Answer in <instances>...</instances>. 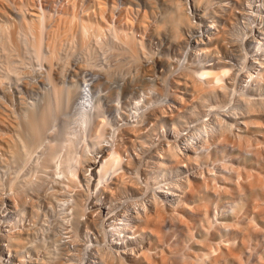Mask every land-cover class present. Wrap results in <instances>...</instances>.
I'll list each match as a JSON object with an SVG mask.
<instances>
[{
	"label": "rangeland",
	"instance_id": "1",
	"mask_svg": "<svg viewBox=\"0 0 264 264\" xmlns=\"http://www.w3.org/2000/svg\"><path fill=\"white\" fill-rule=\"evenodd\" d=\"M166 1L167 0H0V77L5 72L9 71L11 73V75H10L11 77L9 79L7 78V80H6V78H5L2 80L3 82L0 81V157H1V159H0V176L2 175L0 177V179H3V180H0V188H1L0 193L1 194H7L10 192L7 189V187L10 184L11 177H12L13 178L12 181L15 179V181H14L15 186H17V188L20 187V188H18V190H21L26 195V197H24V198L27 201V202L25 201L26 202L25 205H27V206H25L26 211L23 212V215L21 213L22 217L20 214H18L19 212H17L19 208H17V210L11 209V211H9L8 213H5L6 215L4 217L3 216H2V218L0 217V221H1L0 225L4 224L5 226L2 225V227L3 228L6 227L3 229L0 226V230H6V229L12 230V229H14V230H12L14 232L19 227L21 229L28 228L27 232L30 233V235L25 234V235H27V238L29 237V239H27V240L28 241L30 240L29 242H31V243L36 242L37 244L38 243L41 245L43 244L42 246H44L43 249L41 250L42 251L41 253H37V254H32L31 252L29 254L26 253V257L24 258V260L28 259L29 257H37L38 259H41V258H44L43 256L45 255V257L50 256V258L53 256L51 259L49 258V260L56 261V259H58V256H60L61 254H60V250L58 251L59 248L54 249L56 245L53 246V244H54L53 240H54V242L56 241L57 243H59L60 247L62 248L63 247L62 246V244H63L62 240L65 236H68V234H66L68 232V230L72 231L73 229H75L77 238L79 240H82L83 243H86L89 240L88 243H90V241H91V243L96 244V243H100V239H102V236L100 237V235H98L99 233L93 234V235H95V237L99 236L96 238L91 234L87 235L88 238H87V236L85 237L83 235V233H82V229L84 228V226H82V224L84 222V221H82L83 217H81V222L79 224L80 226H77L76 228L73 227L75 225H73V223H72V220H73L72 216L70 215L68 209H66V207H68V206L66 205L65 201H63V199H59V200L55 199L56 202L51 201V202H48V204H47L46 200L41 199V195H40L41 191L40 190H42V187H45L43 189H46L47 187H48V189H50L51 186H53L52 185L53 180L51 179L52 177L50 174L45 175L46 173L43 174L44 172L41 173V171L38 170V169H40V168H38L39 167L38 164L40 165L41 158H42L41 153H39V151L38 152H30V154H27V155H26V153L25 154L23 153L24 155L20 154L18 156L14 155V154H8V153H5V151H2L5 148L4 142H6V140H7L4 137H6V136L9 137V135H10V137H9L10 140H13L11 138V135H12V137H14V135L16 133L14 130L15 128H13V127L17 126L15 121L16 120H19V121L23 120L22 118H20V115L22 116L25 113H27L29 110L30 111L35 110V109L39 108L38 107L39 105L40 106L43 105L42 104L43 100H45L44 96L46 95L47 88L49 86L48 81L52 78V79H54V81L53 80H51V81L57 82L56 85L58 87L59 86L61 87V85H62V87L64 88V86H63L64 84H65V86L77 84L78 89H79V87L81 89L83 88L82 90L84 92L89 91V93L91 95H94L97 92V95H99V96H98V98L96 97L97 98L96 101H98L97 105L99 107V111L97 112L98 114L95 113L94 116H98V115L101 116L102 115L101 117L99 116V120L103 121V123L101 122L100 125L101 124L104 125L103 130H102V131H104L103 132L104 136L110 135V134H112V132L115 133V136H117L118 131L114 132L115 131L114 128H116L115 126L117 123L118 124L121 123V121L118 122L115 120H121L122 115L119 117V119L116 118L114 120L115 123L113 122V120H111L112 117L116 116V114H114V112H113V115L110 114V113H112L111 111H114V109H115V107H113V106L118 105L116 107H120L121 112H125V113L128 112L127 115L129 114L130 117H128L129 120H127V123L131 122L130 124H133V125H137L136 124L137 117H134L135 115H133V114L130 115V112L133 113L135 111H139V112L141 111V114L139 113V116L142 115L140 117L141 121H142V123L145 122L144 125H141L142 123L140 124L141 126L145 127V129H143V132L146 135L144 137L145 138V140H144L145 147L143 149L138 148V150H141V152H140L141 156L140 157H142V158L139 159V158L133 156V157H135L134 158L135 159L134 165L136 166L135 168H138L139 171L137 169H134L131 173V176L137 177V178L135 177L136 179L133 177V179H135L136 181L137 180L139 181L137 183H138V185L140 183V186L143 189V191H142L143 193H141L142 196H144V193H145V197H146V195H152L151 191H152V189H154V187H157L159 185L161 186L162 184L166 185V183L173 182L177 178H178L177 180L180 179L183 182L185 180L187 181L188 179L189 180L191 179V181L193 182L194 179L197 177H198L197 179H199L200 182H201V179L203 181L202 177H204L206 179V180H204L205 185L200 187V191L198 193L199 198L197 197L198 202L194 201V200H197V198H196L194 200L193 199L189 200V203H191V205H192V200H193L194 203H196V205H198L200 207L202 206L203 208L202 207L201 208H202L203 213H204V211L206 212V215H205L206 218L205 217L204 218L207 221L205 219H202L203 221L198 220L199 221V223H198V221H196V220L193 221L191 219H188V217L183 214V211L182 212L179 211L180 207L183 206V204H180V202L181 203L185 202L183 200V198H182V200H183V202H182L180 197H178V198H180L179 199L180 201H179L177 197H172L175 195L167 196V198H166L167 201L165 202V200H164L165 204H163L164 205L163 210H164V216H165V218L163 219V223L165 222L164 223L165 226H163L164 227L163 231H164V233L165 232L166 233H165V235H163L162 239H160L161 241L158 242L159 240L152 239V238H154L153 236H151V235L148 236L146 234H143V238H140L142 236L132 238L131 240H128V242L125 243V245H124V247H126L125 249L131 250V252L136 253V255L138 257L136 259V261L138 260V263L141 262L142 264H148L151 261H154V263L156 264L158 261V258L161 261L162 256L165 255V257H163V259H165V262L167 261L166 264L167 263L168 264H172V263L173 264L174 263L175 264H177V263L188 264V261L190 259L194 258V256H197V258H198V255H200L202 253L209 252V251L211 252L213 250L214 251L212 252V255L214 256L218 252H221V251L225 252L226 251L225 245L227 246V249H229V247H228L229 244L230 245L232 244L233 246L236 245L235 247H239V245H237V244H240L239 242L243 240L244 241L243 242L244 243V245H243L244 251H242V253H238L241 256V257L239 256V259L241 260L240 264H264V244H263L264 243V237H262L264 234V223L261 222V220H260L262 217H260V216L257 217L256 213H254V210H252V207H253V209L255 208L254 207L255 204H253V203H255L259 199H257L256 201L254 200L253 202L251 200H249L251 202H247L248 200L242 199V198L241 199L238 198L239 200H237V198L234 196L235 194H233V196H231L232 194H228V193L224 194L223 190L219 189V187L224 186L221 184L222 177H224V178L231 177L233 175L232 173L234 172L233 169L235 167H236L235 168L236 170L238 169V167H239V169L241 167L245 168V165H247L248 162H250V160H251L250 155H252V153L250 152L251 149H249V148L254 146V145H252L249 147L248 145L250 143L251 144L256 143L260 147V149L264 150L262 148V146L264 147V144H262V143H264V127H263L264 126V115L262 114V111H261L262 109L260 108V106H258L256 104L253 106L254 107L257 106L256 108L260 109L258 111L256 108H252L251 110H248L246 108V106H244V105H246V103L248 105L249 102H252V101H253L252 103L256 102L257 101L256 98H258V97L262 96V98H264V87H263L264 84L262 85V87L260 86L259 89H257L255 87L257 89V90H255L256 92L253 91L254 89H252L253 88L252 85H251L252 86L251 89L246 86V83H247L246 80L247 79L241 83L242 87H240L241 88L240 90L238 89L239 85L237 86V81H238V84H240L239 83L240 78L238 79L239 72H241V70L243 71L244 70L243 67H245L244 65H242L246 62L245 57L246 56L248 57V55L250 56L253 54V53H250V52H252V50H251L252 46L249 47L248 45H244L245 44L244 43L241 47H239L240 46L239 45L240 42H239L238 47H237V45L230 46L231 50H229L227 55L225 54L226 57L223 58V59H225L227 64H229V66L233 65L229 69H235L233 71L235 72V75H236V78L234 77V83L235 82L236 83L235 84L234 83L233 84L228 83L229 89L230 90L232 89V93H235V94L239 93V91H240L241 93L239 95H241V97L243 98V99L242 98L239 99L241 101V104L239 103L241 106L240 105L238 106V104H237V106L240 107V110H238V108H237V110H238V112L239 111L241 112V114L239 112L238 115L239 116L241 115V116L240 117L238 116L237 118H234V119H232V118L230 119L229 117H227L225 115L223 116V114L227 113V111H228V107H226V106H228V104H227L228 99H231L232 97L236 96L235 94H234V96H232L231 95L232 93L231 94L228 93L229 89L227 90L226 96L230 97V98H227L226 96L224 98L221 97L222 92H220L218 90H215V91L213 90L212 93H215V94H212L211 92L206 93V97H205V95H203V96L202 95L200 96V94L196 95L193 91L190 90L189 87L182 86L181 84H179V85L175 84L176 81H180L181 83L184 81L183 77H185V76H183L182 74H184L183 73L184 71H185V74L187 71H189L188 64H187L186 60L181 61L182 63L181 62L179 63L181 65L179 67V64H177V61L175 62L173 60H176V59L179 60L180 56L182 55L181 52H179L180 50L168 48L165 45L163 46V42L160 39V36H155L156 34L153 35V33H152L153 26L156 23L160 22L162 16L164 15L165 10H167L166 8H168V6H169V4H168L169 2L168 1L166 2ZM180 1H182V2L184 1L185 4L188 3V0H180ZM201 1H203V0H201ZM204 2L207 3L206 7L208 4L213 3V6H216L215 8L217 9V11L212 5L211 6L208 5V6H210L209 7L210 10L207 7V10H208L207 13L208 14L202 16L203 18L204 17L205 18L203 19L201 17L199 20H195L196 21V23L194 25L195 28H193L195 30H194V32H192V35L198 34V38H200L201 41H206L204 33L199 35L200 32L204 28L203 25L209 24V22H211L212 18L214 19L213 14L219 13L218 12V9H219L218 5L215 4L216 0H213V1L212 0L211 1L204 0L202 3H204ZM219 3H222V2L219 0ZM186 7H187V5H186ZM211 8H214V10H215L214 11L212 9L213 14H212ZM186 12H189L188 14L193 16V13L191 12L190 8H187ZM42 15L44 18L43 21H46L45 22L46 30L44 33L42 32V34H41L43 42L47 43V40L50 41L48 36H50V38H51V35H49L48 32H51L50 34L53 33L51 40L54 39V37H56L55 35L57 34V32L55 34V30L57 31L58 27H59V30H61V27L63 29V27H64L63 25H67V27L69 28L68 29L69 33H70V35L68 37L66 36L63 38V41L61 40L62 42L60 41V46H58L59 44L55 45V46H57V48L55 47L57 50L54 49L55 52L53 54L56 57L53 56L51 64H50L51 66L49 65V63L45 59L43 61H40V60L38 61L36 56H34L35 54L31 48L32 47V41L34 38L32 37L31 33H26L27 29L25 26V22H26V24L27 23L29 24L31 22V20L37 19L38 17H42ZM30 17H31V19H30ZM73 17H74V19H73ZM69 18H71V19H69ZM67 19H68V23H67ZM60 20H61V22H60ZM64 22H66L67 24H65ZM81 23L83 24V26ZM68 24H69V26H68ZM233 26H231V28ZM238 26L239 25H236L232 29L233 30L238 29L239 33L241 34V32H242V34H243L244 33L243 32L244 27H242V26L238 27ZM52 29H54V31H52ZM232 29H230V30L232 31ZM19 30H22V31L18 32ZM49 30H51V31H49ZM113 31H115L116 33H114ZM128 32H132L133 38L135 37L136 38V39L134 38L135 40H138L141 42V45H140L141 48L138 47L139 49H137L138 50V51H136L137 53H134V52L132 53L134 60H133V57L130 56L131 51L129 53V51H127L128 49L126 50V48H127L126 45L121 44L124 42L125 39H128V38L124 39V36L127 37L126 33H128ZM9 33H11V35ZM28 34L31 35V37ZM247 34L248 33H246V35ZM8 35H9V37H8ZM91 35H94V36H91ZM97 35H98V37H96ZM201 36H202V38H201ZM94 37H96L97 39ZM120 41H121V43H120ZM45 43H43V47H42V49L45 52L43 50L42 51L45 54H47L51 51V49H49ZM30 45H31V47H30ZM202 45L205 46L206 44H202ZM207 46H208V44H207ZM230 47H229V49H230ZM176 51H177V53H175ZM51 52H53V51H51ZM240 52H241V54H240ZM219 53L220 52L218 51L217 54H219ZM238 54L242 55L241 58H243V60H242L243 62H241L239 60L238 57H240V56ZM258 54L259 55H257V56H259V58H261V57L264 58L263 50L258 51ZM134 55H136V56H134ZM219 55L222 56L223 55L222 52ZM147 56L149 57L148 59H150L149 61H150V65H151V72H149V73L147 72V74H145V71L141 69V66H142V64L143 65L145 64V61H146L145 59ZM257 56H256L255 60H257ZM162 57H164V59H167L168 61L170 59L171 60L173 58L174 59L172 61L171 60L169 61V62H171L170 64H169V62H167L168 64L166 63V65H164V64L161 65L160 62L163 59ZM54 60H56L55 63H54ZM204 60L210 61V57H208ZM46 62L48 63V65ZM186 66H187V69H186ZM15 67H16L17 71L15 70ZM52 67H53V69H52ZM262 67L264 68V66H262ZM47 68L49 69V71ZM61 68H63L64 70L62 69L63 70L62 71ZM255 68H253V72H254ZM12 69H14V71H16V72H14ZM50 70H51V72H50ZM45 73H47V74L49 73L47 75V77L50 76V74L52 75V77L51 78L50 77L43 78L44 76H46ZM40 75H43V77ZM180 76H183V77H180ZM41 78H43L42 82L37 81V80H40ZM46 79H49V80H47V83H46ZM106 79H107V81H109L108 87L111 86L112 90L114 88V90L116 91V93L114 91V93L112 94V97L108 100L106 99V97H104L105 93L103 90L104 89L103 87L107 86L106 84H104V80H106ZM182 79H183V81H181ZM121 80H125L126 83H127V81H132L131 82L132 84L130 85V87H128L129 90L126 92V94H122L120 91V88H117L118 84H119L118 82ZM209 80H211V78ZM204 81H202V82L205 85L206 83ZM207 81H208V79H207ZM147 82H150V83L146 86ZM243 83H245V84H243ZM251 83H253V82H251ZM210 85H212V84H210ZM149 86H153V87L158 88V89H156V90L153 89V91L148 93L145 91V88H147ZM243 86H245V87H243ZM242 91H244V92H242ZM259 91H261L263 93H260ZM118 92H119V94H118ZM172 94L173 95H175V94L179 95L180 97L182 96L181 98L183 100L181 101L180 104L176 103V102L173 103L170 101V99L172 101L174 99ZM224 94H223V96H224ZM249 94L250 95L252 94V95L250 96ZM176 95H175V98H176ZM195 95L197 97L198 96L199 97L195 98L196 97ZM169 96H171V97H169ZM245 97H246V99L244 100ZM248 97L251 99L249 100ZM172 103H173V106H171ZM210 104H212L213 106L212 105L210 106ZM225 104H227V105H225ZM165 105L168 106L169 108L166 107ZM215 105L217 107H215ZM220 105L222 108L219 107ZM109 106H111V107H109ZM158 106H161V108H163L165 110L167 108L166 111L168 112V115L173 114V117H175L176 115H178V116L176 118H173V117L166 118V119H164V121L162 120L159 122L155 121V122L149 123L148 120L145 119L146 117H144V116H149L154 111L153 109L158 107ZM124 107L129 108L130 112L126 111L124 109ZM243 107L246 108L247 110L245 109V111H244ZM175 108H177V109H175ZM210 108L212 110L214 108V110L210 111L211 110ZM217 109H220V110H217ZM223 109H225V110H223ZM171 110H172V112L170 113ZM214 111H217V114H215L216 112H214ZM210 112H212V113H210ZM205 113L207 114V116ZM191 114H193V115H191ZM214 115H216V117L220 116V118L221 117L224 118V120L227 121V123L228 122L230 123L229 125L231 128L230 129L228 127L229 125L227 126V128H225V131L228 128L229 129H228V132L226 131L227 133L223 132L226 134V136L224 138L221 135L219 138V136L217 135L218 138L217 137L216 138L218 139V142H217V139L215 138V136L217 134L216 131H218L217 130L218 128H216L217 124L214 123V122H216V120L213 119L214 122L212 120ZM247 116H249V117H247ZM196 117H197V119H196ZM93 119H92V121L95 120L94 122L96 123L98 118L94 119V120ZM211 120H212V122H211ZM9 121H10V123H9ZM173 121H174V123H173ZM204 121H206V123L209 126L206 127L203 124ZM255 121L257 122V125L255 124L256 123ZM94 122L93 123L91 122L92 125L89 123L90 126L87 125L88 127H86V132H85L86 135L88 132H90L89 135L93 132V129H91L90 127H93ZM237 122H240V123H237ZM172 123L174 124V126L177 127V131L179 134L180 133H181V135L184 134L183 136L188 137L189 140L190 139L192 140V143H194L193 145H195V143H199L200 137H203L206 135V134L204 135L206 128L209 130H210V128H211V130L214 129L215 133L212 132V134H214V136H213L214 138L212 140L213 141L216 140V141H214V142L209 141L211 143H208V145H207L208 147L202 148V149H199V148L197 149L198 151L196 153L198 154L199 157H197L196 162L193 161L195 163H190V164L189 163H184V164L181 163V165H179L178 167L177 166L171 167V168L167 167L168 170L165 168L163 169L161 167L156 168V166H152V164L149 162L147 163V161H150L149 156L155 155L154 153H156L158 150L159 151L161 150L162 144H163V146H166L167 141H173L176 134L172 135V133H173ZM250 123H252V124L250 125ZM198 124L201 125L202 128H201V126L199 127ZM231 125H232V127H231ZM186 127L187 128L189 127L190 129H187ZM193 128L196 130H193ZM109 129H110V131H109ZM88 130H90V131H88ZM13 133H14V135H13ZM85 133L80 134V135H83L84 142L86 141L85 142L86 145H85L83 140H81L82 141L81 142L82 147L83 148L85 147L83 149L82 153L84 154L86 152L84 154V156L89 157L92 155V152H93V149H92L93 147L91 148V146L92 145L98 146V143L100 141L99 142H96L97 140L91 141L90 138L87 140L88 135L86 136ZM6 134H8V135H6ZM235 134H240V137L242 136L241 137L242 141H243V139L245 141L243 143L240 140L242 142V143L240 142V144L242 146V147H240L241 149L238 147L239 146L238 144H235V143H237V141H236L237 137ZM255 134H257V135H255ZM84 135H85V138L87 137L86 139L84 138ZM94 136L95 135H92L93 138H94ZM81 137L82 136H80V138ZM180 137L181 136H179L178 138H180ZM3 138L5 139V141H3L4 140ZM175 138H177V137H175ZM255 138H257L258 140H256ZM1 139H2V141H1ZM222 139H224L225 142ZM252 139H253V141H252ZM232 140H234V142ZM246 140H248L249 142L248 141L246 142ZM228 141H230V142H228ZM92 142H94V144ZM231 142L233 144H231ZM8 143H11V141H8ZM48 143H49V141L47 142V144L46 143H44V144L47 146ZM220 143H223V144L221 145ZM225 143L227 144L228 148L224 147L226 145ZM245 143H247L248 145H246ZM45 145H44V148L46 147ZM233 145H234V147H233ZM243 146H244V148H243ZM2 147H4V148H2ZM246 147L247 148L249 147L248 148L249 150H246ZM237 148L240 149L241 151L238 150ZM225 149H227V150H225ZM244 149H245V151L243 154ZM251 151H254V150H251ZM247 152H250V154ZM31 153H33V155ZM3 154H5V155H3ZM13 155H14V157H13ZM23 156L25 157V159H23L24 158ZM18 158H20V159H18ZM12 160L13 161L15 160V161L13 162ZM18 160L20 162H18ZM115 164H117V162ZM115 166H117V165H115ZM144 167H145V170L147 172L148 171H150V172H148L146 174V171H144L142 169ZM114 168H116V167H114ZM117 168H119V164H118ZM113 170H115V169H113ZM135 170H137V171H135ZM142 170L144 171L143 173H145L147 177H145L143 175ZM231 171H233V172H231ZM241 171H242V169H241ZM159 174H160V176H159ZM114 175H115V172L113 171V174L110 177H112ZM49 176H50V178H49ZM14 177L17 178V180L20 184L16 181V178H14ZM46 177L49 179H47ZM182 177L184 180L182 179ZM147 178H149V179H147ZM153 179H155V180L157 179L156 181H158V183L155 182ZM49 180H51V184H50ZM6 181L9 183L8 185L6 184L7 183ZM42 181H44V182H42ZM46 181H47V183H49L48 185H50V186L46 185L47 184ZM148 181H150V182H148ZM4 183L6 185H4ZM155 183H156V185H155ZM36 184L38 185V188L40 187V185H43V186H41V188H39L40 190L38 188L33 189L35 186H37ZM77 189H81L83 192V186L79 185L77 187ZM33 190H35L34 193H33ZM218 190H220V191H218ZM36 192L39 194L36 195ZM91 192H93V189L90 192H88L87 190H86V192L84 191V193H89V194H87L88 199L92 198V196L90 197ZM130 192L131 191L120 196L119 199L121 201L119 199L114 201V203H116L115 206L117 207V209L118 208L120 209V207H121V210L124 211L126 209L131 208L130 203L128 204L126 202L127 196H128V201L130 200L129 202H131V201L133 202V197H134V200L140 198V194H135L138 197L137 198L136 196H134V194L132 192H131L132 194ZM43 193L44 192L42 191V194ZM149 193H151V194H149ZM220 193H222V194H220ZM33 194L36 197L38 195H40L39 196L40 198H38V200H36L35 196H31ZM125 195H126V198H125ZM216 195H218V196H216ZM30 199H31V201H30ZM123 199L125 200L124 202L126 203V206H125V203L123 205V201H122ZM32 200H36V201H33L36 203H34L33 207H30L31 204L33 203ZM29 201L32 203L29 204ZM5 202L0 201V214L4 211V209H6L5 205H3V204H5ZM88 202L89 201H87L85 204L86 209H87V206L89 205ZM257 202H256V204H257ZM259 202L261 203L262 201H259ZM263 202H264V200H263ZM263 204H261V206H264ZM113 209H115V208H113ZM116 210H114V211H116ZM255 210H257V209L255 208ZM19 211H20V209H19ZM247 211H252L254 214L252 213V215H251L250 212H247ZM15 213H17V214H15ZM12 214H14V215H12ZM171 215H173V217ZM19 217L22 218V221L21 220L19 221ZM118 217H120V216H118ZM4 219L6 221H9L8 222L9 224L11 223L10 225L7 224L8 227L6 226L5 223L2 222V221H4ZM178 219L182 222H180ZM247 219L249 220V222L247 221ZM98 222L99 221H97V223ZM180 223L182 224V226H183V223L186 224V227L184 225L183 227H185V228H183L182 226L179 225ZM201 223H204V224H201ZM98 224H99V226H101L100 222ZM167 224L168 225L170 224V225L168 226ZM220 224H222V225L220 226ZM249 224H250V226L255 225L256 228L253 227L254 228L253 231L251 229H247L248 228L247 226H249ZM250 226H249V228H250ZM188 227H189V229H188ZM20 228H19V230H20ZM33 228H34V230H33ZM256 229H257V233H256L257 235L255 236V234H253V233L256 232ZM247 230L249 232L252 231L251 235L248 232V234L251 237L246 236ZM258 230H261L262 232L260 233V231H258ZM244 232L246 233V235H244ZM259 233L261 236L259 235ZM90 235H91V237H90ZM237 236H239V237H237ZM243 236L244 237L246 236L248 239L245 238V240L244 239L239 240L240 238H243ZM103 238L105 239V241H104V239H102L103 246H104L106 244L104 242H106L107 238L106 237H103ZM139 238L142 240H140ZM150 238H151V240H150ZM163 239H164V241H163ZM32 240H33V242H32ZM85 240H87V241H85ZM93 240H95V241L93 242ZM102 241L100 244H102ZM56 242H55V244H56ZM233 243H235V245ZM50 245H51V248H50ZM216 248H219V249H216ZM47 249H49V251H47ZM155 249H156V251H155ZM220 249H221V251H216V250H220ZM133 250H135V251H133ZM160 250H163V251L161 252ZM241 250H243V249L241 248ZM136 251L139 252V254L144 252V251L148 252L150 260L147 259V261L146 260L144 261V259H143L144 255L142 256L143 253L140 254L141 256H138V253ZM61 252H63V250H61ZM214 252H216V253H214ZM161 253L164 255H162L160 257ZM152 254H153V256H152ZM154 254L156 255V257ZM89 255L90 254L86 252L84 254L85 259H82L80 261V263H82V264H83V262L85 263V260L87 259V257ZM212 255H210V257H213ZM74 257H71L70 259L68 258L69 259L68 264H69V262H70V264H72L71 262H73V264H79V261L74 262V260L76 259V257L75 258ZM166 258H169L170 260H168V259L166 260ZM185 258H188L189 260L187 259L188 261H185L186 260ZM154 259H157V260H154ZM195 259H196V257L194 259H192V261L194 260L193 263L195 262ZM171 260H173L175 262L171 263L170 262ZM160 261H158V262H160ZM176 261H179V262L176 263ZM180 261H181V263H180ZM182 261L187 262V263H182ZM192 261H190V262H192ZM204 261H206V260H204ZM125 262L129 263V264L134 263V262L131 263L128 261H125ZM144 262H146V263H144ZM233 262L234 261L227 259L226 261L222 262L221 264H237L236 262H234V263ZM207 263H208V261L206 263L204 262L203 264H207ZM151 264H153V262ZM157 264H159V263H157Z\"/></svg>",
	"mask_w": 264,
	"mask_h": 264
},
{
	"label": "bare ground",
	"instance_id": "2",
	"mask_svg": "<svg viewBox=\"0 0 264 264\" xmlns=\"http://www.w3.org/2000/svg\"><path fill=\"white\" fill-rule=\"evenodd\" d=\"M167 1L169 2L168 3L169 6H168V8H166L167 10H165L164 15L162 16L160 22L156 23L153 26L152 33H153V35L156 34L155 36H160V39L163 42V46L165 45L168 48L180 50L179 52H181L182 55L180 54L181 56H180L179 60H177V59L173 60L174 59L173 58L172 59L173 61H175V62L177 61V64H179L181 61L186 60V62L188 64L189 71L186 70L187 71L186 74H185V71L183 72L185 75L184 74H182V75L185 77L180 76V77H183L184 81L182 79L181 80V81H183L182 83L180 81H176L175 84H177V85L181 84L182 86L189 87L190 90L193 91L196 95L197 94H200V96L205 95V97H206V93H209V92L212 93L213 90L214 91L218 90V91L222 92L221 97L224 98L227 94V90L229 89L228 83L233 84L234 83V77L236 78V75H235V72L233 71L235 69H229L233 65L229 66V64H227V62L223 58H225L228 51L231 50L230 46L237 45V47H238L240 45L239 47H241L245 43L244 45H248L249 47L252 46V48H251L252 52H250V53H253V54L250 56L248 55V57L245 55L246 56L245 57L246 62L244 61L245 63L242 64L245 66V67H243L244 70L243 71L241 70V72H239V75H238V79L240 78L239 79L240 84H238V81L235 79L237 81V86L239 85L238 89L239 90L241 89L240 88V87H242L241 83L244 82L246 79H247L246 81L248 83V84L246 83V86L250 89L253 86V88H252V89H254L253 91L259 89L260 86L262 87V85L264 84V68L262 67V66H264V58H262V57L259 58V56H257V55L260 54V53L258 54V51L263 50V52H264V25H246V24L240 25V18L244 14V11L240 8V5H241L240 0H220L222 3H219V0H216L215 4H217L218 8H219L218 9L219 13H217V14L215 12H214L215 14H213V10L216 6H213V3L208 4V5H210V6L212 5L214 7V8H211V10L213 9L212 14L214 16V19L213 18H212V20L210 19L211 22H209V24H204L203 25L204 28H203V30L201 29L202 31L199 34V35H201L202 33H204L206 41H201L200 38H198V34L192 35V32H194V30H195V29H193V28H195V26H194L196 23L195 20H199L202 16L208 14L207 13L208 12L207 7L210 10V8H209L210 6L207 5V7H206L207 3L206 2L202 3L204 0L203 1H201V0H188L187 4H185L184 1L182 2L180 0H167ZM209 1H211V0H209ZM186 5H187V7H186ZM187 8H190L191 12L193 13V16L189 15L188 14L189 12H186ZM216 11H217V9H216ZM30 19H31V17H30ZM69 19H71V18H69ZM73 19H74V17H73ZM43 20H44V18L42 15V17H38L37 19L31 20V22L33 21L32 23L30 22L31 24L30 23L26 24V22L25 21L24 22H25V26L27 29L26 33H31L32 37L34 38L32 41V47L30 45V47L32 48V51L35 54L34 56H36L38 61L39 60L43 61L45 59L50 65L52 58L54 56L53 53L55 52V50H57L56 49L57 46H55V45L59 44L58 46H60V41L61 40L63 41V38L66 36L68 37L70 35V33H69V30H68L69 28L67 27V25H63L64 27H63V29L61 27V30H59V27L58 28L56 27L57 28V31L55 30V34L57 32V34L55 35L56 37H54V39L51 40L53 33L50 34L51 32H48V34L51 35V38H50V36H48L50 41L47 40V43H45V42H43L42 36H41L42 32L44 33L46 30V24H45L46 21H43ZM60 22H61V20H60ZM64 23L67 24L68 19H67V23L66 22H64ZM233 25L234 26L239 25V26L244 27L243 32L245 34L244 33L242 34V32L240 34L238 29L234 28L235 30H233L232 29L234 27ZM68 26H69V24H68ZM82 26H83V24H82ZM231 26H233V27L231 28ZM54 29H52V31H54ZM230 29H232L233 32ZM20 31H22V30H19L18 32H20ZM49 31H51V30H49ZM115 31H113V32L116 33ZM246 33H248V34L246 35ZM9 34L11 35V33H9ZM126 34L125 35L127 37L124 36V39L125 38H128V39H125L123 43H121V41H120V43L126 45V47H127L126 50L128 49L127 51H129V53L131 51L130 56L133 57L132 53L133 52L137 53L136 52V51H138L137 49L141 48V46H140L141 42L138 40H135L136 39L135 37H134L135 39L133 38L132 32H128ZM29 36L31 37V35H29ZM91 36H94V35H91ZM202 36H201V38H202ZM8 37H9V35H8ZM96 37H98V35ZM96 37H94V38H96ZM43 43H45L47 45V47L49 49H51V51H53V52L50 51L49 53L45 54L44 53L45 51L42 49ZM238 43H239V45H238ZM202 44H206V45L203 46ZM207 44H208V46H207ZM229 47H230V49H229ZM218 51L220 53L222 52L223 55L222 56L219 55L220 53L217 54ZM175 53H177V51ZM240 54H241V52H240ZM240 54H238L240 56L238 58L241 62H243L242 61L243 58H241L242 55H240ZM134 56H136V55H134ZM256 56H257V60H255ZM54 57H56V56H54ZM208 57H210V61H205L204 59H206ZM148 58L149 57L147 56L145 59L146 60L145 64L144 65L142 64V66H141V69L145 71V74H147V72L148 73L151 72V65H150V61H149L150 59H148ZM162 58L163 59L160 62L161 65H163V64L166 65V63L171 60L170 59L168 61L167 59H164V57H162ZM133 60H134V57H133ZM55 62H56V60H54V63ZM48 63H47V65H48ZM170 63L171 62H169V64ZM180 66L181 65L179 64V67ZM253 68H255L254 72H253ZM52 69H53V67H52ZM62 69L63 68H61V70ZM186 69H187V66H186ZM12 70L14 71V69H12ZM15 70H16V67H15ZM16 71H14V72H16ZM48 71H49V69H48ZM50 72H51V70H50ZM48 74L45 73L46 76H44V77H43L44 74L40 75V76H42L43 78H46ZM10 75H11V73L9 71L5 72L0 77V81H2L5 78H6V80H7V78L9 79L11 77ZM48 77L51 78L52 75L50 74V76H48ZM43 78H41L40 80H37V81L42 82ZM210 78H211V80H209ZM207 79H208V81H207ZM47 80H49V79H46V83H47ZM51 80L54 81V79L51 78L49 80L50 82L48 81L49 86L47 88L46 95L44 96L45 100H43V103L41 102L43 105L42 106L39 105L38 106L39 108L32 110V111H30L28 109L29 111L27 113H25L24 115H22L23 117L20 115V118H22L23 120H21L22 122L19 120L15 121L17 126H15L13 128H15L14 130L16 133L14 132L15 135L13 133L14 137H12V135H11V138L13 140H10V138H9L10 135H9V137L6 136L7 138L3 136L7 140L9 139L8 141H11V143H8V141L6 140V142H4L5 148L2 147V148H4V150H2V151H5V153L14 154L17 156L20 154H23V153L24 154L26 153V155H27V154H30V152H38L39 151V153H41L42 158L40 157L41 162H40V165L38 164V166H39L38 168H40L41 170L40 169H38V170L41 171V173L44 172L43 174L46 173L45 175H48V174L51 175V177H52L51 179L53 180V184H52L53 186H51V188L49 187L50 189H48V187L46 189H43L45 187H42V190H40L39 188H41V186H43V185H40V187L38 188V185H37L38 183H37L36 184L37 186H35L33 189L38 188L41 191V194H40L41 199L46 200L47 204H48V202H51V201L56 202L55 199L56 200L63 199V201H65L66 205L68 206V207H66V209H68L70 215L72 216V219H73L72 223H73V225H75L73 227L76 228L77 226H80L79 224L81 222V217H83V219H82V221H84L82 224V226H84V228L82 229L83 235L86 237L89 234L93 235V234L99 233L98 235H100V237L102 236V239H104L103 237L107 238L106 242H104L106 244L103 246L102 239H100V243L102 241V244L91 243V241H90V243H88L89 240H88V242H86L87 244L83 243L82 240H79L77 238L76 231H75V229H73L72 231L68 230V232L66 233V234H68V236H65L63 238V240H62V242H63L62 246L63 247L62 248L60 247L59 243H57L55 241L56 242V244H55V242L53 240L54 244L53 243L52 244H53V246L54 245H56V246H55V248L53 246L52 247L54 249L59 248L58 251L60 250V254H61L60 256L57 255L58 259H56V261L49 260L50 256L45 257V255L43 256L44 258H41V259H38L37 257H29L28 259L24 260V258L26 257V253H28V254L30 252L32 254L41 253L42 252L41 250L44 247V246H42L43 244L42 245L39 243L37 244L36 242L31 243V242H29L30 240L29 241L27 240V239H29V237L27 238V235H25V234L30 235V233L27 232L28 228L21 229L19 227L20 230H19V228L18 229L15 228L16 230L14 232L12 231L14 229H12V230H7V229L6 230H0V264H68L69 259L71 257H74V256L76 257L74 262L79 261V264H82V263H80V261L82 259H85L84 254L86 252L89 253L90 255L85 260V263L83 262V264H129V263H126L125 261L131 262V263L134 262L135 264H140L141 262L138 263V260L136 261V259L138 258L136 253L131 252V250L125 249L126 247H124V245H125V243L128 242V240H131L132 238H136V237H140V236H142L140 238H143V234H146L148 236L149 235L153 236L154 238H152V239H157V240H159L158 242L161 241L160 239H162L163 235H165V233H166V232L164 233V231H163V229H164L163 226H165L164 225L165 222L163 223V219L165 218L164 210H163V206H164L163 204H165V202L167 201L166 200L167 196L175 195L172 197H177V198L180 197L181 200L183 198V200L185 202L184 203L180 202V204H183V206L181 205L182 207H180L179 211H181V212L183 211V214L185 216H187L188 219H191L193 221H195V220L198 221V220H202V219L206 218V216H205L206 212L204 211V213H203V211H202L203 207L201 206L202 207L201 208L200 206L196 205V203H194V201L198 202V198H199L198 193L200 191V187L205 185L204 180H206V179L204 177H202L203 181L201 179V182L199 179H197L198 177L195 178L193 182L191 181V179L190 180L188 179L187 180L188 182L186 180L183 182L180 179L177 180L178 179L177 178L173 182L166 183V185L162 184L161 186L159 185L157 187H154V189H152V191L150 190L152 192V195H146V197H145V193H144V196L141 195V193H143L142 192L143 189L140 186V183L138 185L137 182H139V181L135 180L137 177L135 176L136 177L135 178L133 176L135 178V179H133V177L131 176V173L134 169L138 170V168H135L136 166L134 165V160H135L134 158L135 157H137L139 159L142 158V157H140L141 156V154H140L141 150H138V148L143 149L145 147V142H144L145 138L144 137L146 135L143 132V129H145V127L141 126V125H144L145 122L142 123L141 118H140L142 115L139 116V113L141 114V111L140 112L135 111L132 113V112H130L129 108L124 107V109L126 111L130 112V115L133 114V115H135L134 117H137V120H136L137 125H133V124H130L131 122L127 123V120H129L128 117H130L129 114L127 115L128 112L127 113L121 112L120 107H116L118 105H116V106L112 105L113 107H115V109H114V111L110 110L112 112L110 114L113 115V112H114V114H116V116L112 117L111 120H113L114 123H115V121H118V122L121 121V123L120 124L117 123L115 126L116 128H114L115 129L114 132L118 131L117 136H115V133L112 132V134L106 135L107 136L106 137V136H104V133H103L104 131H102L104 125L103 124L100 125L101 122L103 123L102 120H99L100 115L94 116L95 113H97L99 111V107L97 105L98 101H96L98 96H99V95H97V92L94 95H91L89 93V91H87V90H86L87 92H84L82 90L83 88L81 89L79 87V89H78L77 84L76 85L72 84L70 86H65V84H64L63 85L64 88L62 87V85H61V87L60 86L58 87L56 85L57 82H52ZM106 81H107V79L104 80V84H106L107 86L106 87L104 86L103 90L105 93L104 97H106V99L108 100L112 97V94L114 93L115 90H114V88L112 90L111 86L108 87L109 81H107V82ZM202 81H204L206 84L204 85V83ZM131 82L132 81H127V83H126L125 80H121L118 82L119 84H118L117 88H120V91L122 94H126V92L129 90L128 87H130V85L132 84ZM251 82H253V83H251ZM149 83L150 82H147L146 86ZM210 84H212V85H210ZM243 84H245V83H243ZM243 87H245V86H243ZM263 87H264V85H263ZM153 89L156 90L158 88H155L153 86H149V87L145 88V91L149 93V92L153 91ZM242 92H244V91H242ZM259 92L263 93L261 91H259ZM115 93H116V91H115ZM228 93L231 94L232 89L231 90L229 89ZM240 93L241 92L239 91V93H236V94L232 93L231 94L232 96H234V94L236 96L232 97L231 99H228V103H227L228 106H226V107H228V111H227V113H224L225 112L224 111L223 116L225 115V116L229 117L230 119L231 118L234 119V118H237L239 116L238 114L240 111L238 112V110H240V107H238V106L241 104V101L239 99L242 98L241 95H239ZM118 94H119V92H118ZM212 94H215V93H212ZM223 94H224V96H223ZM175 95L172 94L174 99H173V101L170 99V101L173 103L176 102V103L180 104L181 101L183 100L181 98L182 96L180 97L179 95H176V98H175ZM169 97H171V96H169ZM198 97L196 96L195 98H198ZM227 98H230V97H227ZM245 99H246V97L244 98V100ZM248 99L250 100L251 98L248 97ZM256 100H255L256 102H254V103H252L253 101L251 100L252 102H249L248 105L245 102L246 105H244V106H246V108L248 110H251L252 108L257 107V106L256 107L253 106L256 104V105L260 106V108L262 109L261 110L262 114L264 115V98H262V96H261V97L256 98ZM173 103L171 106H173ZM227 104H225V105H227ZM237 104H238V106H237ZM211 105L212 104H210V106ZM109 107H111V106H109ZM166 107H168V106H166ZM215 107H217V106L215 105ZM219 107H221V105ZM177 108H175V109H177ZM237 108H238V110H237ZM246 108L243 107L244 111ZM256 109H257V111L260 110L258 108H256ZM153 110L154 111L149 116H144V117H146L145 119L148 120L149 123L155 122V121L159 122L162 120L164 121V119H166V118L173 117V114L168 115V112L166 111L167 108L165 110V109L161 108V106H158V107L154 108ZM213 110H214V108H213ZM213 110L211 109L210 111H213ZM217 110H220V109H217ZM223 110H225V109H223ZM171 112H172V110L170 111V113ZM214 112H216L215 114H217V111H214ZM210 113H212V112H210ZM240 114H241V112H240ZM121 115H122L121 120H115L116 118L119 119V117ZM191 115H193V114H191ZM177 116L178 115H176L173 118H176ZM206 116H207V114H206ZM215 117H216V115H214L212 118V120L213 119L216 120V122H214V120H213V122L215 124H217L216 128H218L217 129L218 131H216L217 134H216L215 138L217 137V135L219 136V138H220V135L224 138L226 136V134L223 132H226V131L228 132V129L230 128V125H229L230 123L229 122L227 123V121H225L224 118H222V117L220 118V116L219 117L217 116L216 118ZM247 117H249V116H247ZM93 118L97 119L96 123L94 122L95 120ZM92 119L94 121H92ZM196 119H197V117H196ZM212 120H211V122H212ZM91 122L92 123L94 122L93 127H90L91 129H93V132L90 135H89L90 132H88L87 133L88 136H87L85 133L86 127H88L87 125H89V123L92 125ZM9 123H10V121H9ZM173 123H174V121H173ZM173 123H172V125H173L172 126V131H173L172 135L176 134L175 137H177V138L174 137L173 141H167L166 146H163V144H162L161 150L160 151L158 150L156 153H154L155 155L149 156L150 161H147V163L148 162L151 163L152 166H156V168L161 167L163 169L164 168L167 169V167H169V168L176 167V166L178 167L179 165H181V163H183V164L184 163H189V164L195 163L197 157H199L198 154L196 153L198 151L197 149L198 148L199 149L206 148V147H208L207 146L208 143H211L209 141H213L212 139L214 138L213 137L214 134H212V132L215 133L214 129L211 130V128H210V130H209L206 128L205 129L206 133L204 132V135L205 134L206 135L203 137H200V142L195 143V145H193L194 143H192L191 139L189 140L188 137L183 136L184 134L181 135V133L180 134L178 133L177 127L174 126ZM237 123H240V122H237ZM203 124L206 127L209 126L206 123V121H204ZM251 124L252 123H250V125ZM255 124L257 125V122ZM200 126L201 125H199V127ZM227 126L229 128L225 131V128H227ZM231 127H232V125H231ZM201 128H202V126H201ZM187 129H190V128L188 127ZM193 130H196V129L193 128ZM88 131H90V130H88ZM109 131H110V129H109ZM84 133L88 137V138L86 137L87 140L90 138L91 141H93V140H97L96 142L100 141L98 143V146L95 145L96 147L91 144L92 145L91 148L93 147L92 148L93 152L91 151L92 155L89 157L84 156V154L86 152L84 154L82 153L83 149L85 147L83 148L81 145V142H82L81 140H83V135H80V134H84ZM6 135H8V134H6ZM85 135H84V138H85ZM92 135H95L94 138L92 137ZM235 135L237 137V140H236L237 143H235V144H238L239 146L238 145L237 146L240 148V147H242L240 144V142L242 141V139H241L242 136L240 137V134H235ZM255 135H257V134H255ZM80 136H82L81 137L82 139L80 138ZM179 136H181V137L178 138ZM5 139L3 141H5ZM255 139L258 140L257 138H255ZM222 140H224V139H222ZM1 141H2V139H1ZM46 141L47 142L49 141L47 146L44 144V143L47 144ZM214 141H216V140H214ZM232 141L234 142V140H232ZM247 141L248 140H246V142ZM252 141H253V139H252ZM83 142H84V140H83ZM94 142H92V143L94 144ZM217 142H218V139H217ZM224 142H225V140H224ZM228 142H230V141H228ZM242 142L243 143L245 142L244 139ZM220 144L222 145L223 143H220ZM231 144H233V143L231 142ZM245 144L248 145L247 143H245ZM255 144L250 143L248 145L249 147L254 145L251 148L248 147L249 149L254 150V151L250 150L252 155H250L251 160H250V162H248L249 165L247 164V165H245V168L241 167L240 169L238 167L237 170L235 169L236 167L235 168L233 167L234 172L231 171V172H233L232 173L233 175L229 178L222 177L221 184L224 186L219 187V189H222L224 194H227V193L232 194L231 196H233V194H235L234 196L237 198V200L242 198V199L248 200L247 202H251V201L253 202L254 200L256 201L257 199H259V200H257L258 202L262 201L261 203L260 202L258 203L256 201L257 204H256V202L253 203V204H255V206L254 205L253 206L257 210H255V208L253 209V207H252V210H254V213H256L257 217H259V216L262 217L260 220H261V222L264 223V206H261V204L264 203L263 202V200H264V150L260 149V147L257 144L256 145ZM262 144H264V143H262ZM44 145L46 146L45 148H44ZM85 145H86V143H85ZM224 147L228 148L227 144ZM233 147H234V145H233ZM243 148H244V146H243ZM248 148L246 147V150H249ZM262 148L264 149L263 146H262ZM240 149H238V150H240ZM225 150H227V149H225ZM244 151H245V149L243 150V154H244ZM250 152H247V153L250 154ZM31 154L33 155V153H31ZM3 155H5V154H3ZM14 155H13V157H14ZM133 156H135V157H133ZM0 159H1V157H0ZM18 159H20V158H18ZM23 159H25V157ZM193 161H195V162H193ZM18 162H20V161L18 160ZM116 162H117V164H115ZM118 164H119V168H117ZM115 165H117V166H115ZM114 167H116V168H114ZM113 169H115V170H113ZM142 169L144 171H146L145 167ZM241 169H242V171H241ZM137 170H135V171H137ZM143 170H142V173L144 172ZM113 171L115 172V175L112 176L113 177L112 178L110 176L113 174ZM148 172H150V171H148ZM148 172L146 171V174ZM146 174L143 173V175L145 177H147ZM159 176H160V174H159ZM14 178H16V177H14ZM49 178H50V176H49ZM49 178H47V179H49ZM149 178H147V179H149ZM12 179L13 178L11 177V182L9 181L10 184L7 182L8 180L6 181L7 183L5 182L7 185L9 184L8 187L7 186L6 187L10 192L7 194H1L0 193V201L1 202L6 201L5 204H3V205H5L6 209H4V211L0 214L1 218H2V216L4 217L6 215L5 213H8L9 211H11V209L17 210V208H19L20 211L18 209L17 212H19L18 214H20V215H21V213L23 215V212L26 211L25 206H27V205H25V203L27 201L24 198V197H26V195L21 190H18V188H20V187L17 188V186H15V183H14L15 179L13 181H12ZM182 179H183V177H182ZM0 180H3V179H0ZM153 180L158 183V181H156L157 179L156 180L153 179ZM16 181L18 182L17 178H16ZM49 181L51 184V180H49ZM42 182H44V181H42ZM148 182H150V181H148ZM5 183H4V185H6ZM46 183H47V181H46ZM48 184L49 183H47L46 185H48ZM79 185L83 186V192L81 189H77V187ZM155 185H156V183H155ZM48 186H50V185H48ZM92 189H93V192H91V194H90V197L92 196V198L88 199L87 194H89V193H84V191L86 192V190H87L88 192H90ZM34 191L35 190H33V193H34ZM42 191L44 192L43 194H42ZM129 191H131L134 194V196H136L135 194H140V198L134 200V197L132 196L133 202L132 201L129 202L130 200L128 201V196H127L126 202L128 204L130 203L131 208L130 209L125 208L126 210H124V211L121 210V207H120V209L119 208L117 209V207L115 206L116 203H114V201H116L117 199L120 198V196H122L125 193H128ZM218 191H220V190H218ZM37 194H39V193L36 192V195ZM149 194H151V193H149ZM220 194H222V193H220ZM40 195H38L36 197L33 194L31 196H35L36 200H38V198H40L39 197ZM216 196H218V195H216ZM125 198H126V195H125ZM180 198H178V200ZM196 198H197V200H194ZM191 199L194 200V201L192 200V205H191V203H189V200H191ZM36 200H32V202L36 201ZM164 200H165V202H164ZM183 200H182V202H183ZM249 200H251V201H249ZM30 201H31V199H30ZM30 201H29V204L32 203ZM87 201H89L88 202L89 205L87 206V209H86L85 204ZM122 201H123V205H124L125 200L123 199ZM34 203H36V202H33L32 203L33 205L31 204L30 207H33ZM125 206H126V203H125ZM113 208H115V209H113ZM114 210H116V211H114ZM247 212H250L251 215L253 213L252 211H247ZM15 214H17V213H15ZM12 215H14V214H12ZM22 215H21V217H22ZM118 216H120V217H118ZM171 216L173 217V215H171ZM21 217H19V221L20 220L22 221ZM248 219H247V221L249 222L250 219L249 220ZM4 221H2V222L5 223L7 226V224H9L8 223L9 221H6L5 219H4ZM97 221L100 222L101 226H99V224H98L99 222L97 223ZM180 222H182V221H180ZM198 223H199V221H198ZM201 224H204V223H201ZM2 225L5 226L4 224H2ZM2 225H0V226L2 227ZM179 225L182 226L181 223ZM184 225L186 227V224L183 223V226ZM221 225L222 224H220V226ZM249 226H250V224H249ZM249 226H247L248 228L246 226L245 227L247 229H251L253 231L254 230L253 227H255V225L254 226L251 225L250 228H249ZM185 227H183V228H185ZM4 228H6V227H4ZM188 229H189V227H188ZM33 230H34V228H33ZM258 231H260V233L262 232L261 230H258ZM248 232L249 231L247 230L246 231L247 235L244 232V235L250 236L251 232H249L250 235L248 234ZM256 233H257V229H256V232L253 234H255V236H256L257 235ZM260 233H259V235H260ZM91 235H90V237H91ZM93 236L95 237V235H93ZM239 236H237V237H239ZM246 236L245 237L243 236V238H240L239 240H241V239L245 240V238H247ZM96 237H99V236H96ZM262 237H264V234ZM87 238H88V236H87ZM140 240H142V239H140ZM150 240H151V238H150ZM85 241H87V240H85ZM94 241L95 240H93V242ZM104 241H105V239H104ZM163 241H164V239H163ZM32 242H33V240H32ZM243 242L244 241L242 240L239 242L240 244H237V245H239V247H235L236 246L235 243H233L235 246H233L232 244L231 245L229 244V246H228L229 249H227V246L225 245L226 251L225 252L221 251V249L216 250V251H221V252H218L214 256L212 255V252L214 250L211 252L210 251L206 252L207 254L202 253V254L198 255V258H197V256H194V258L196 257L194 263H193L194 260L192 261V259H194V258H192L190 260L188 258H185L186 259L185 261L189 260L188 264H203L204 262L206 263L207 261H208L207 264H221L222 262L229 259V260L236 262L237 264H240L241 260L239 259L240 255L238 253H242V251H244V248H243L244 243ZM50 248H51V245H50ZM241 248L243 250H241ZM216 249H219V248H216ZM61 250H63V252H61ZM47 251H49V249H47ZM133 251H135V250H133ZM155 251H156V249H155ZM160 251L162 252L163 250H160ZM145 252L146 251L142 252L143 254L140 253V254H142V256L144 255V258H143L144 261L145 260L147 261V259L150 260L148 252H146V253ZM137 253H138V256H141L139 254V252H137ZM214 253H216V252H214ZM162 255H164V254L161 253L160 257ZM210 255H212L213 257H210ZM152 256H153V254H152ZM155 257H156V255H155ZM163 257H165V255L162 256L161 261L158 258V261H160L161 263L158 261H157V263L166 264L167 261L165 262V259H163ZM167 259L170 260L169 258H166V260ZM154 260H157V259H154ZM204 260H206V261H204ZM190 261H192V262H190ZM152 262H153V264H155L154 261H151L148 264H151ZM170 262L172 263L175 261L171 260ZM177 262H179V261H176V263ZM71 263L73 264V262H71ZM134 263H132V264H134ZM144 263H146V262H144ZM180 263H181V261H180ZM182 263H187V262L182 261ZM69 264H70V262H69ZM177 264H179V263H177Z\"/></svg>",
	"mask_w": 264,
	"mask_h": 264
},
{
	"label": "built area",
	"instance_id": "3",
	"mask_svg": "<svg viewBox=\"0 0 264 264\" xmlns=\"http://www.w3.org/2000/svg\"><path fill=\"white\" fill-rule=\"evenodd\" d=\"M240 25H264V0H240Z\"/></svg>",
	"mask_w": 264,
	"mask_h": 264
}]
</instances>
